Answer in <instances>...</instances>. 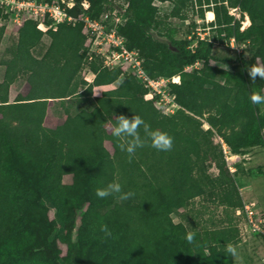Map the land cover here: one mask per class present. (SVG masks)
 Here are the masks:
<instances>
[{
    "label": "trees",
    "instance_id": "obj_1",
    "mask_svg": "<svg viewBox=\"0 0 264 264\" xmlns=\"http://www.w3.org/2000/svg\"><path fill=\"white\" fill-rule=\"evenodd\" d=\"M75 1L69 10L79 15L84 0ZM126 1L128 19L119 25L120 33L129 48L140 50L151 76L181 73V83L169 88L181 107L163 112L156 100L145 98L148 87L121 67L103 66L101 58L89 63L96 76L88 84L83 22L43 31L37 20L25 18L16 43L0 61L5 66L0 80V264H235L226 250L195 257L186 226L174 222L172 214L192 211L190 204L198 197L204 202L197 216L209 204H245L223 145L232 154L264 147V104L250 101L253 92L264 94V80L253 82L247 74V67L264 65V0ZM89 2L94 17L114 5L113 0ZM158 2H171L170 16L183 20L189 19L190 9L203 18L213 11V39L199 38L191 45L177 38L160 20ZM230 8L247 13L251 24L241 30ZM3 16L0 8V45L6 33ZM45 35L50 42L43 48ZM223 37L247 42L250 56L215 64V41ZM198 61L205 66L185 70ZM21 78L29 90L11 99V85ZM115 82L88 109L66 102L72 96H93L94 87ZM51 100L60 101L66 114L56 127L45 126ZM134 113L153 130L173 137L172 150L157 151L148 140L129 162L112 130L117 116ZM208 163L217 167V175L208 172ZM114 180L135 195L98 198L95 190ZM103 224L111 236L100 231Z\"/></svg>",
    "mask_w": 264,
    "mask_h": 264
},
{
    "label": "rangeland",
    "instance_id": "obj_2",
    "mask_svg": "<svg viewBox=\"0 0 264 264\" xmlns=\"http://www.w3.org/2000/svg\"><path fill=\"white\" fill-rule=\"evenodd\" d=\"M66 1L68 2L70 0ZM113 1L114 4H120L122 6L128 3L126 0ZM157 4L160 8V20H162L163 25L175 30L177 38H187L190 40L191 45H195L197 40L201 37L199 32L203 33L206 40H212L213 36L216 34L215 25L212 24L213 20H209L214 17L213 12H211L212 16L210 13L205 12L203 18L197 12V9H194L195 11L190 9L188 12L189 19L183 20L170 16L169 13L172 8L171 2ZM0 8H2L1 5ZM109 9L110 7H107L102 13L107 12ZM3 11H6L2 17V23L6 25V33L0 45V61L7 47L17 41L19 26L17 20L23 21L24 19V15L21 14L18 17L16 9L11 6H8L5 10L3 9ZM229 12L240 21L241 30L247 28L251 24L248 14L243 13L238 8H230ZM193 22H195V25ZM199 27L201 29H198ZM49 42L50 38L48 35H45L42 41V47L44 48ZM41 50V48H37L35 51L36 54H39ZM214 54L218 59V61L214 63L220 66H224L223 62L227 57L235 59L239 57V55H243L244 57L250 56L247 51V42L240 43L234 37H231L229 41L225 37L217 39L214 45ZM204 66V63H200L197 68L200 69ZM227 67L229 69L231 68L230 66ZM4 71L5 66L0 63V78H3ZM118 83L119 82L113 83L110 88L116 87ZM28 90L29 84L24 78L19 79L12 87L13 96L19 92L27 93ZM101 91L106 94L108 92V87H106V89L101 88L95 92L98 94ZM92 102L94 104L95 100H92ZM56 111V107L51 105V112L48 115L45 126H55L61 121H64L63 119H65L66 114L56 115ZM106 126L109 130L113 129V123L111 121H109ZM208 127L209 125L207 123L203 125L204 129ZM106 145L113 151L110 142H107ZM246 152L245 154H232L229 149L225 152V158L229 163L230 172H235L237 170L235 181L245 202L242 208H230L209 204L207 208H205V214L197 216V210L204 202L202 198L198 197L190 204V206L194 208L192 211L190 208H187L172 214L174 222H182L186 226L188 233H194V238L190 243L193 247L195 257H204L211 253L226 250V245L231 243L237 247V255L234 257L235 264H264V147L255 146L248 149ZM207 169L213 176L218 174V169L214 164L210 165L208 163ZM70 181L71 176L66 175L65 182L69 183ZM247 204L250 205L251 209L254 211L252 217L248 215V211L245 207ZM48 205L50 207V215L53 217L54 209L49 203ZM194 217L196 220H193ZM250 219H253V221L250 222ZM254 225L258 228L257 230H254Z\"/></svg>",
    "mask_w": 264,
    "mask_h": 264
},
{
    "label": "built area",
    "instance_id": "obj_3",
    "mask_svg": "<svg viewBox=\"0 0 264 264\" xmlns=\"http://www.w3.org/2000/svg\"><path fill=\"white\" fill-rule=\"evenodd\" d=\"M159 3V2H158ZM66 4V5H65ZM1 7L5 10L8 6L16 9L19 17L21 14L25 18H32L38 21L37 27L43 31L49 29L56 30L61 23L72 24L77 21L83 22V33L86 35L84 43L87 49V56L83 67V78L88 84L92 83L96 74L91 71L89 63L96 58L103 60V66L121 67L124 71L131 73L144 86L149 88L145 98L156 100L158 107L165 113H174L181 106L175 99V95L170 92V85L181 83V73L170 77L151 76L144 68L143 57L137 48H129L126 38L120 33L119 25L127 21L126 14L128 3L124 6L114 4L110 9L101 13L99 17L92 16L89 11L90 2L84 0L81 3L83 12L75 15L69 9L76 6L75 0H61L58 3H51L46 0H0ZM6 11H3V14ZM23 19V20H24ZM19 24L22 21L17 20ZM49 21V23H48ZM198 29H201L200 27ZM200 39H205L202 32ZM203 62H196L189 65L185 70L197 68ZM224 151L227 146L224 144ZM249 217L254 211L250 205H245ZM253 219H250L252 222ZM254 225V230H257ZM264 232V231H263Z\"/></svg>",
    "mask_w": 264,
    "mask_h": 264
},
{
    "label": "clouds",
    "instance_id": "obj_4",
    "mask_svg": "<svg viewBox=\"0 0 264 264\" xmlns=\"http://www.w3.org/2000/svg\"><path fill=\"white\" fill-rule=\"evenodd\" d=\"M247 74L251 81L257 79L264 80V65L254 64L247 67ZM94 94H97L93 90ZM250 101L254 105L264 104V94L253 92L250 96ZM116 126L112 130V134L119 141V147L122 152L127 153L129 162L135 157L138 148L145 147L148 140L151 141L150 146L157 151H171L174 143V138L167 132L159 129L153 130L144 119L134 113L131 117L121 114L116 117ZM141 127L143 129V137L141 136ZM95 194L100 199H105L113 194H119L120 200H128L135 195L134 192H124L121 183L118 180L109 182L105 187H98ZM100 231L105 236H111V231L106 224L101 225ZM194 238V233L189 232L187 239L191 242ZM226 252L231 256L237 255V247L231 243L226 245Z\"/></svg>",
    "mask_w": 264,
    "mask_h": 264
},
{
    "label": "crops",
    "instance_id": "obj_5",
    "mask_svg": "<svg viewBox=\"0 0 264 264\" xmlns=\"http://www.w3.org/2000/svg\"><path fill=\"white\" fill-rule=\"evenodd\" d=\"M208 12V11H207ZM213 12V11H212ZM214 14V12H213ZM215 17V15H214ZM214 17L212 19H209V20H213ZM2 78H0L1 80ZM19 80H17L16 82H14L12 85H11V88H10V96H11V99H14L16 97V95L18 94H14L13 96V93H12V87L15 83H17ZM113 85L112 84H109V85H101V86H96L94 87V91L96 90H100L101 88H105L108 87V90L111 89L110 86ZM19 93H22V94H25L26 92H19ZM104 93L101 91L100 93L98 94H94L93 96H84V97H70L68 98L67 100V103L71 104L75 109L77 110H81L83 108L85 109H88L89 107H91L93 105V102L92 100H95V96H100V95H103ZM78 98V100H77ZM91 99V100H90ZM51 105H54L56 107V115H60V114H65L64 112V109L60 103V101L56 100V101H53L51 100L50 103H49V106H48V110H47V115H46V119H45V125H46V122L48 120V115L50 114L51 112ZM64 120V119H63ZM63 121H61L60 123H62ZM59 123V124H60ZM58 125V124H57ZM57 125L55 126H50V125H47L49 127H56Z\"/></svg>",
    "mask_w": 264,
    "mask_h": 264
}]
</instances>
